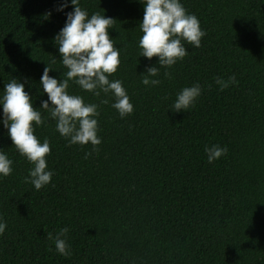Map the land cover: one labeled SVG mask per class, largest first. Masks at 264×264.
Instances as JSON below:
<instances>
[{
	"label": "trees",
	"instance_id": "16d2710c",
	"mask_svg": "<svg viewBox=\"0 0 264 264\" xmlns=\"http://www.w3.org/2000/svg\"><path fill=\"white\" fill-rule=\"evenodd\" d=\"M60 3L0 0V93L27 78L45 120L33 124L34 135L49 141L54 172L40 190L25 182L32 165L0 125V150L13 161L0 178V264H264V0H181L205 35L151 77L157 86L141 83L158 58L139 56V0H79L89 15L114 20L108 31L120 64L109 79L122 81L133 105L121 118L110 93L94 96L69 81V94L98 105L95 152L90 143L69 146L39 109L44 67L58 81L67 70L53 38L72 6L57 11ZM229 76L236 82L220 91L215 79ZM197 83L194 106L169 110ZM212 144L227 152L209 163L204 148ZM64 227L69 256L49 239Z\"/></svg>",
	"mask_w": 264,
	"mask_h": 264
},
{
	"label": "clouds",
	"instance_id": "9594fccd",
	"mask_svg": "<svg viewBox=\"0 0 264 264\" xmlns=\"http://www.w3.org/2000/svg\"><path fill=\"white\" fill-rule=\"evenodd\" d=\"M143 5V16L139 22L142 35L138 40L139 56L149 60L157 57V63L146 66L141 73V83L145 86L160 84L157 77L160 68L168 69L178 60L187 55L184 44H191L199 48L201 38L205 32L200 28L198 18L188 13L181 0H139ZM72 6V10L65 12V23L54 36L62 65L67 69L59 81L49 75L47 65L40 76V89L47 94L46 100H41L39 109H44L48 117L55 121V130L65 138L69 146L74 144L92 145V151H97L101 143L98 137V105L85 103L80 95L69 94V81L78 85L82 91L90 92L94 96L101 93L111 94L115 109L121 118L130 115L133 105L119 79H109L117 71L120 64V50L114 46V40L109 36V29L113 19L104 14H88L86 9L79 5V0H61L56 8L63 12ZM51 13L46 14V18ZM158 65V66H157ZM164 77L171 78L165 70ZM235 77L229 76L227 80L217 77L215 83L223 91L234 84ZM24 82L13 78L4 84L0 93V125L7 130V136L12 146L23 156L32 167L28 171L25 182H29L36 190L51 181L54 172L47 168L46 155L50 153L47 138L40 142L34 135V127L45 123L38 108L33 107L29 93L25 91ZM201 95L200 85L193 84L184 87L177 94L170 106L174 113L186 111L194 106L196 99ZM102 103H108L103 100ZM204 152L209 163L218 159L227 152L226 147L212 144L205 146ZM90 153H85V158ZM13 161L0 150V178L7 177L12 172ZM6 229V222L0 218V235ZM69 229L61 228L55 237L49 234V239L55 242V250L62 256L71 255L69 245L66 243V234Z\"/></svg>",
	"mask_w": 264,
	"mask_h": 264
}]
</instances>
